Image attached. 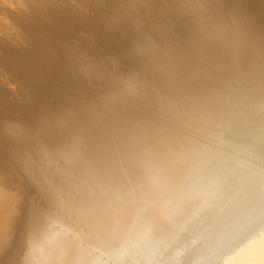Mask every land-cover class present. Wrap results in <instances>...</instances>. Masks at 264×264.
<instances>
[{
  "label": "bare ground",
  "instance_id": "6f19581e",
  "mask_svg": "<svg viewBox=\"0 0 264 264\" xmlns=\"http://www.w3.org/2000/svg\"><path fill=\"white\" fill-rule=\"evenodd\" d=\"M0 264H264V0H0Z\"/></svg>",
  "mask_w": 264,
  "mask_h": 264
},
{
  "label": "snow or ice",
  "instance_id": "6c2138e0",
  "mask_svg": "<svg viewBox=\"0 0 264 264\" xmlns=\"http://www.w3.org/2000/svg\"><path fill=\"white\" fill-rule=\"evenodd\" d=\"M82 70L87 71V68H84V69H82Z\"/></svg>",
  "mask_w": 264,
  "mask_h": 264
}]
</instances>
